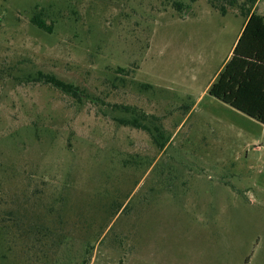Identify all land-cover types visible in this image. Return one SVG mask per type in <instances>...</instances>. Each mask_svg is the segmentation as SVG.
I'll list each match as a JSON object with an SVG mask.
<instances>
[{"label": "rangeland", "instance_id": "374dc122", "mask_svg": "<svg viewBox=\"0 0 264 264\" xmlns=\"http://www.w3.org/2000/svg\"><path fill=\"white\" fill-rule=\"evenodd\" d=\"M177 1L0 0V264H264V125L204 90L241 1Z\"/></svg>", "mask_w": 264, "mask_h": 264}, {"label": "trees", "instance_id": "16d2710c", "mask_svg": "<svg viewBox=\"0 0 264 264\" xmlns=\"http://www.w3.org/2000/svg\"><path fill=\"white\" fill-rule=\"evenodd\" d=\"M164 1L166 5H171L179 13L186 9L177 0ZM190 1L191 3L195 2V0ZM207 1L220 14H226L227 10L224 5L216 4L214 0ZM237 1L228 0V4L233 8ZM240 1L239 13L245 17L246 23L231 58L211 83L207 93L264 125V16L256 11L258 0ZM31 23L39 29L51 31L37 16L31 19ZM117 71L122 72L123 70ZM44 83L52 85L62 93L73 95L77 100L82 99L75 87L65 84L53 76L44 77Z\"/></svg>", "mask_w": 264, "mask_h": 264}, {"label": "crops", "instance_id": "0c3cea01", "mask_svg": "<svg viewBox=\"0 0 264 264\" xmlns=\"http://www.w3.org/2000/svg\"><path fill=\"white\" fill-rule=\"evenodd\" d=\"M256 7H257V5H256ZM256 11H257V8H256ZM245 23H246V20L244 21L242 27L240 28L238 34L236 35L235 40H234V42L232 43V46H231V48L229 49V51H228L226 57L224 58L222 64H221V65L217 68V70H215V71L213 72V74L210 76V78H209V80H208V83H207L206 86H205V89H204L205 91L208 90L209 86H210L211 83L216 79L217 75L219 74V72L221 71V69L223 68V66H224V65L229 61V59L231 58V56H232V52H233V49H234V47H235V45H236V42H237V40H238V38H239V36H240L242 30H243V27H244Z\"/></svg>", "mask_w": 264, "mask_h": 264}]
</instances>
